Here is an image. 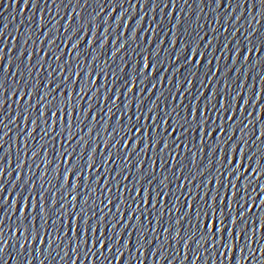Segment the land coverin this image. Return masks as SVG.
<instances>
[{
    "label": "snow or ice",
    "instance_id": "obj_1",
    "mask_svg": "<svg viewBox=\"0 0 264 264\" xmlns=\"http://www.w3.org/2000/svg\"><path fill=\"white\" fill-rule=\"evenodd\" d=\"M23 4L26 39L0 46V264L120 261L134 232L157 264H264V0Z\"/></svg>",
    "mask_w": 264,
    "mask_h": 264
},
{
    "label": "water",
    "instance_id": "obj_2",
    "mask_svg": "<svg viewBox=\"0 0 264 264\" xmlns=\"http://www.w3.org/2000/svg\"><path fill=\"white\" fill-rule=\"evenodd\" d=\"M136 0H133V3H135ZM125 9H128V5H125ZM91 9H88L87 12H91ZM121 11H124V9H117L116 13H114L115 15H119L121 13ZM168 10H165V15L167 14ZM177 11H179V9H177ZM210 10L208 8L204 9V13H208ZM239 9H237V14L239 13ZM145 13H149V9L145 8L144 12H140L139 9H137V16L136 18H138L140 15H144ZM159 13L160 10L157 9L156 10V16L157 19H159ZM131 10L129 9L127 12H125V20L123 23L128 22V16H130ZM255 14V13H254ZM32 15L30 10H27L26 7L23 4V0H16L15 3H10L9 0H5L4 4H0V28H3L4 25H7L8 28L6 29V33L5 36L0 38V46H3L4 44V40L7 39L8 41V48L12 47V39L13 37L19 35L22 39H26L27 37V33L25 32V29L29 27L28 23H27V19L28 17ZM225 15H227V13H225ZM245 18H247V11H245ZM45 19L47 20L48 17L47 15L45 16ZM150 22V15L149 16H145V24L144 27L147 28L148 27V23ZM243 23V19L241 21ZM61 23H63V21H61ZM136 24V19L134 18L130 23H129V28L128 31L130 32L132 30V28L135 27ZM19 28V33L16 32V29ZM231 32V29H229V33ZM9 33L11 35H9ZM149 35H151V33H149ZM160 36L163 35V33L161 32L159 34ZM35 38V37H34ZM159 38V36H158ZM22 39L21 40H17L16 41V45L17 48H19L20 44L22 43ZM38 43V41H37ZM57 43H59V41H57ZM26 47L28 48H33V43L32 41H28V44L26 45ZM5 52H7V49H5ZM13 57L15 56V52L12 53ZM223 63V61H222ZM249 83H251V81H249ZM251 110V109H249ZM115 119V118H114ZM87 124L88 121H85V128H84V133H81V135H84L87 131ZM10 127L13 128V130L15 131V127L10 125ZM85 139L87 140L88 137L85 136ZM12 145V133H10L9 138L7 139V143L5 144V147H10ZM3 150L0 149V152H2ZM12 166L11 168H9L7 170V172H5V178L8 179V183L5 185V195L7 194V192L10 190L11 185L13 182H15L16 176H17V170H16V159H15V147L12 148ZM30 155V153H29ZM240 162H243L242 160ZM29 164H32V161L29 160L28 161ZM8 172H11L12 175L11 177H8ZM26 173L31 174V173H35V176L33 177L34 179L38 178L39 175V171L35 168V165H32L31 168V172H29V169L27 167V165L25 166V168L23 170L20 171V176H21V182L26 179ZM261 180H264V177H261ZM0 183H3V180H0ZM19 187V185L17 186ZM38 187V186H37ZM262 187H264V185H262ZM259 191V190H258ZM256 193H253V196H255ZM15 196V192H13V197ZM2 198V197H0ZM11 199L12 197H10V203H11ZM259 199V198H258ZM15 216L12 215L11 218H5V225H11L13 224V222L15 221ZM131 228L127 229L125 231V239H128L127 236V232H130ZM139 235V233H133L131 236V243L129 245V250L128 251H124L123 249V241H121V243L117 246L120 251L123 252V259L120 261H116L115 257L118 255L116 248L113 249V253L111 254V256H108V253L105 252V256H108V260L103 261V264H109V261L111 262V264H126L127 261L131 260V264H139L138 259H133V257L139 258V259H143V264H157V260H159V254H157L156 259H152L151 258V252L153 251V248L150 247L147 249V251L145 252V256L147 258H140V254L136 251V247H135V241L137 239V236ZM11 236V232H6L5 233V237H9ZM150 238V237H149ZM262 243H264V241H262ZM35 247V246H33ZM155 247V246H153ZM256 246H254L255 248ZM166 253H167V257L168 260H171L173 255H175V253L171 250V249H165ZM97 255H99L97 253ZM183 255V253H181V256ZM207 255V254H205ZM244 256L247 257L248 256V250H245ZM53 257H55V252H53ZM192 257V253H189V261L191 260ZM5 259L7 260L8 264H17V258H16V249L12 248L11 246H9L8 252L5 255ZM49 259H52L51 257ZM56 260H59V257H55ZM212 259H215L216 264H221V262L223 261V264H229V261L225 260L223 257L220 256V250H218L216 252V254L209 259L208 264H212ZM203 260H204V256H201V260L197 262V264H203ZM258 260H259V253H256V260H252V259H245L243 260H239L237 264H258ZM33 264H37V262L34 260ZM45 264H48L47 261H45ZM53 264H55V261H53ZM62 264V262H61ZM84 264H89V261H84ZM91 264H102V262L100 261H95L92 260ZM161 264H163V261H161ZM164 264H167V261L164 262ZM173 264H178V260L174 261Z\"/></svg>",
    "mask_w": 264,
    "mask_h": 264
}]
</instances>
